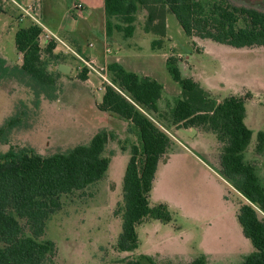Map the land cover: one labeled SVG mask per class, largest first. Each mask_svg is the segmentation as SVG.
Listing matches in <instances>:
<instances>
[{
    "label": "rangeland",
    "instance_id": "374dc122",
    "mask_svg": "<svg viewBox=\"0 0 264 264\" xmlns=\"http://www.w3.org/2000/svg\"><path fill=\"white\" fill-rule=\"evenodd\" d=\"M16 1L0 0V9H2L0 45L3 52L14 60V65L6 67L5 59L0 56V151L7 152L28 147L44 156H50L59 152H68L77 145L89 144L101 129H108L109 132L114 133V139L109 141L104 152V156L112 159L107 177L86 189L64 195L62 209L50 217L41 240L51 239L56 242L58 248L56 264H123V261L131 258L132 255L116 249L117 239L122 230V214L118 213V209L123 202L125 170L133 144L139 143L138 134L135 131L130 132L129 127L123 123L125 120L98 109V94L104 89V85L110 84L108 81L112 80L110 71L104 74L107 78L105 79L98 72L88 68L97 73V77L93 75L95 84L90 85L89 92L84 90L80 98H75L69 91L65 92L64 87L66 81L80 77L85 68L81 59L68 58L69 63L74 67V72L57 75L54 85L42 84L20 68L18 65L20 50H15L14 35L21 26L27 25L30 21L25 19L28 17L27 12L37 16V6L40 3L48 11L52 7V0ZM66 1L57 0L53 8L55 19L62 17L66 9L64 7ZM229 1L238 6L264 10V0ZM77 2L75 1L73 5L74 9ZM147 18L148 10L140 8L136 14L135 31L141 37L139 41L145 53L152 54L154 51H159L160 53H156L160 54V57L154 64L145 60L140 66L145 72H150L155 67L159 71L160 79L169 87L167 93L169 104H165L164 101L163 114L155 117L165 129L167 128L171 136L170 148L173 150L180 148L177 142L179 136L198 155L201 160L198 162L209 164L214 173L203 171L197 163L184 157L175 160L174 168L161 171L155 190L152 192L151 205L166 203L173 220L165 223L154 219L138 228L140 237L144 241L143 249L146 231L150 227L153 232H158L159 241L156 250L166 253L183 250L176 240H171L170 234L178 233L179 229L176 227L182 226L185 230L194 231L198 237L187 249L194 258L200 251L199 244L204 240L216 253L219 260L217 263L223 264L222 261L228 254L237 255L241 251L237 244L224 238L227 234H223V224L222 221L220 222L223 213L227 214L226 219L229 214L227 210H233L239 195L219 177L222 174L220 163L217 161L221 144L216 135L202 126L194 128L207 132L198 133L196 136L186 135L180 131V128L184 127L173 124L171 107L176 104L178 89L173 87L176 89L173 90L172 86H180L168 71L164 58L168 59L170 56L177 58L185 75L192 73L196 68L198 73L207 71L208 78L213 83L228 81L236 89H242L243 85L247 84L260 92L264 91V47L255 46L256 49L251 51L253 47L238 48L196 35H187L172 13H169V27L165 36L161 37L152 32L145 35ZM44 21L47 23L48 20L44 19ZM31 22L33 23L34 20L32 19ZM120 37L125 38L123 35ZM160 38H162L161 45L154 48L153 41ZM52 42H42L41 36L39 37L46 64H51L50 60L53 59L47 52ZM96 42L100 45L99 40ZM84 44L86 50L89 49L86 40ZM206 48L207 53H205ZM164 53H167L166 57L163 56ZM97 68L99 70V67ZM65 76H69V80H64ZM217 84L221 94H211L221 101L222 95L228 97L231 90L220 83ZM50 95L55 96L54 99H51ZM248 96L252 97L245 89L242 97ZM44 99L56 103L47 105L44 109L42 107ZM254 103L250 102L246 105L247 112L254 116V122H251V128L254 129L251 143L255 146L252 151H247L246 160L256 166L257 172H261L264 179V159L255 156V153L262 154L257 152V144L258 132L264 131V98L259 96L255 98ZM186 129L192 130V128ZM243 202L247 200L243 199ZM21 222L26 233L30 234L25 220ZM210 227L211 229L208 230Z\"/></svg>",
    "mask_w": 264,
    "mask_h": 264
},
{
    "label": "trees",
    "instance_id": "16d2710c",
    "mask_svg": "<svg viewBox=\"0 0 264 264\" xmlns=\"http://www.w3.org/2000/svg\"><path fill=\"white\" fill-rule=\"evenodd\" d=\"M140 8L148 10L145 30L161 37L166 35L167 14L172 13L187 35L238 48L264 47V10L238 6L229 0H105L108 34L115 27L125 37L132 36ZM114 20L120 23H113ZM42 31L37 24L17 31L16 45L24 55L20 68L40 83L54 85L61 72L50 71L43 60L39 44ZM161 43L162 38L152 44L157 48ZM54 47L52 42L47 52L51 53ZM167 68L182 90L172 109L173 124L184 128L202 126L216 135L221 144V174L247 200L239 208L238 219L256 250L241 264H264V184L256 166L245 156L253 136L245 122L249 96L232 95L219 101L198 81L184 77L174 56L167 59ZM108 69L112 84L105 85L98 107L128 121L130 132H137L139 137V143L132 146L123 179V202L118 209L122 231L116 243L120 252L134 251L139 246L137 226L144 220L173 219L167 204H150L159 161L172 141L167 128L155 117L163 84L118 62L111 63ZM88 71L84 68L82 80L87 79ZM114 137V133L101 130L89 144L50 156L28 147L0 151V264H56V242L41 240L47 222L62 209L64 195L86 189L106 177L111 159L104 152ZM257 152H264V131L258 133ZM145 260L158 264L145 256L127 258L123 264H146ZM188 264L206 262L201 257Z\"/></svg>",
    "mask_w": 264,
    "mask_h": 264
},
{
    "label": "crops",
    "instance_id": "0c3cea01",
    "mask_svg": "<svg viewBox=\"0 0 264 264\" xmlns=\"http://www.w3.org/2000/svg\"><path fill=\"white\" fill-rule=\"evenodd\" d=\"M13 1L17 2L16 0H13ZM75 1L83 3V9H76L75 8L76 9L75 10L73 7ZM56 2H57V0H52V7H51L52 9L50 8V10H48V11H46L45 8H43L41 3L38 4V6H37L38 13H36L37 16H33L30 12H27L28 17H26L25 19H28V20L30 19V21L28 22L27 25L21 26L20 28L28 27L32 24L39 25L36 22V19H38L41 22V24L44 26L43 27V26L39 25L42 27L43 31H45L44 29L46 27V28H48L54 32H57L58 34L61 35V37L64 39V41H66V43L74 51H76L82 58L90 61L95 67H106L107 70L103 72L105 75L107 74V72H109L108 66L111 63L118 62L130 71H134L140 75L151 76V77L157 79L158 81H160L163 84V87H164L163 91H162V96H161L160 100L158 101V112L155 113V115L161 116L163 114V110L165 109L164 108V101H165V104H169V98L167 96V93L169 92V87L165 83H163L162 79H160V77L158 75L159 71L155 67L153 68L152 71L145 72L141 69L142 66H140V64L145 60L147 62L154 64V62L157 59H159V57H160L159 56L160 54L156 53L159 51H154V53H152V54H146L145 50L142 49L143 45L139 41V39L141 37L137 34V31H134L132 36L125 37L123 31L117 30L115 27H113L112 32L110 34H108L107 16H106V12H105V0H67L65 5H64V7L66 9L63 12L62 17L59 19H55V17H54L55 12L53 11V8H55L54 5L56 4ZM32 19L34 20L33 23L31 22ZM44 19L48 20L47 23L44 21ZM166 22H167V27H169V13L167 14ZM114 23H120V22L117 20H114ZM50 24H52V25H50ZM43 31H42V34H43ZM16 33H15L14 37L16 36ZM148 33H150V32H147V33L145 32V35H147ZM166 33H167V30H166ZM120 35L121 36L123 35L125 38L121 39ZM85 40L87 41V45L89 48L87 50H89V51L86 50V47L84 44ZM97 40L100 41V45L96 44ZM14 47H15V50L18 49L15 40H14ZM256 47H259V46H256ZM256 47H253L250 50L253 51L254 49H256ZM18 52H19V56H20V59L18 61V65L21 67L23 65L24 55L21 51H18ZM205 53H207V48H206ZM166 54L167 53H164L163 56L166 57ZM48 55H50V56L52 55V58H53L52 61L50 60L51 64H48V69L50 71H56L57 69L59 70L60 64L66 63V64H69L71 66V70L69 73L74 72V67L72 64L69 63L68 58L74 57V60H75V58L78 59V57H76V55L72 51L68 50L66 47L55 43V47L52 49L51 53H48ZM148 55H149V57H148ZM190 55H193V54L190 53ZM0 56L3 57V59H5L6 67L14 65L13 58H10L5 52H3V48L1 47V45H0ZM164 60H165L166 65H167V58H164ZM179 66H180V69H181L182 74H183V68L181 67V65H179ZM84 67L87 68L85 65H84ZM69 73L61 72V75H65V74L67 75ZM71 75L72 74H70V76ZM93 75L95 77H97L96 76L97 73L95 74L94 72L89 70L88 75H87L88 77L86 80H82L79 77L78 79H75L72 81H66V83L64 82L65 83L64 91L65 92L69 91V93H72V95L75 98H80V95L83 92H85V91L89 92L90 85L93 86L95 84V82L93 81L95 79L93 77ZM183 76L184 77H191L195 81H198L204 89L208 90L213 95L214 94H221L218 90L219 85L217 83H220L222 86L228 88V90H231L229 96H232V95L242 96V95H244V90L247 89V91L251 93L252 97H250L246 100V105H248L250 102L254 103L255 98H257L259 96H262V98H264V91H260V92L256 91V89H254L252 86L247 85V84H244L242 89H236L234 87V85L228 81H221V82L216 81L215 83H213L208 78L209 76L207 74V71L206 72L202 71V72L198 73L196 68H194L192 73H190L188 75L183 74ZM66 79L69 80V76H65L64 80H66ZM179 86H180V84H179ZM173 87L178 89L177 96H176V99L178 100L180 98L181 92H182L181 86L180 87L172 86V88ZM174 88H173V90H176ZM105 90L106 89H105V85H104V89H102L100 91V93L98 94L99 95V99L97 102L98 105L103 100V97L105 95ZM222 96H223V99L226 98L224 95H222ZM59 98L61 100V93H60ZM55 103H56V101H46L44 99V100H42V107L45 109V107H47V105H53ZM171 108L173 109V106ZM101 111H103V110H101ZM104 112H109V113L119 117L117 114H115L113 112H110V111H104ZM111 114H108V115H111ZM119 118H121V117H119ZM253 118H254V116L252 117L247 112V107H246L245 122L250 128L252 126L251 122L252 121L254 122ZM121 119H123V118H121ZM123 123L126 124L127 127H129L128 121L125 120V122H123ZM191 128H194V127H191ZM101 130L109 131L108 129H101ZM196 130H197L196 133L191 135V136H196L198 133L202 134V133L207 132V131H202L198 128ZM252 130H253V134H254V129H252ZM261 131H263V130H261ZM186 135H188V134H186ZM177 138H178L177 142L180 144V148L176 149V150H173V148L168 149V152L159 161L158 169H157L156 176H155L154 183H153V189H152L151 195H150V204H151L152 192L155 190V185L158 181L159 174L161 173V171H163V169L167 170V169L174 168V162H175V160L177 161V158H179V157L188 158V159L194 161L195 163H197L199 168L202 169L203 171H205V172L208 171L211 174L214 173L213 169L210 167L209 164H206L205 162H200V163L198 162V161H201L200 158L190 147H188L184 143L182 138H180L179 136ZM254 148H255L254 144H252L250 142V144H249V146L245 152V156H246L248 150L252 151ZM255 156L256 157L260 156L264 159V153L263 152L261 155L255 153ZM111 162H112V159L110 161V164H111ZM217 162L220 163V156H218ZM109 168H110V165H109ZM109 168H108V171H109ZM219 168L221 169V163L219 164ZM108 171H107V175L109 174ZM261 174H262L261 172L258 173V175L260 176V178L264 184V179H263ZM107 175H106V177H107ZM219 177L225 183H228L231 187H233L234 190L239 195L238 196L239 199L237 200L236 205H234L233 210H227L228 211L227 213H229V214H228V217L226 219H225V216L227 214L223 213V215L221 217L222 219L220 220V222L222 221V224H223V228H222L224 230L223 234H227L224 236V238L228 239L232 243L237 244V246L240 247V249H241V251L238 252L237 255L228 254V256L225 257L222 262H223V264L224 263L225 264H240V261L242 263L246 256H248L249 254H251L252 252H254L256 250L252 241L248 237H246V235L244 234L243 227H242V225L238 219L239 208L243 202V199H245V197L229 181H227L223 176L219 175ZM153 206H155V205H153ZM152 220H154V218H151L150 220H147V219L144 220L140 225L137 226V231H138V228L140 229L144 224H146L147 222H152ZM155 220H160V219H155ZM170 222H165V223H170ZM176 228L179 229V232L174 234V235H172V233H170L172 236L171 240H176V242L181 246V248H183V250H181V251H177L174 253H166V252H160V251L156 250L155 248L157 247V244L159 241L158 232L157 231L153 232L151 230V228L149 227L147 229L146 235H145V247H144V249H143L144 241H142L140 234L138 232V236H139L138 248L135 249L134 251H124L122 253H129V255H132L131 258H134V257L135 258H141V257L145 256L146 258H150L153 262L158 263V264H166V263L188 264V263L192 262L193 260H195L197 258H201V257L204 258L206 264H220V263H217L219 260H218L217 256L215 255L216 253L214 252V250L212 248H209L207 246V244L204 240L199 244L198 247L200 248V251L196 254V257L194 258L190 254V252H188L187 249L190 247V245L192 243L196 242V237H197L196 233L194 231L185 230V229H183L182 226H177ZM210 229H211V227L208 228V230H210ZM253 248H254V250H253ZM146 262H149L150 264H152L150 261L145 260V263Z\"/></svg>",
    "mask_w": 264,
    "mask_h": 264
},
{
    "label": "built area",
    "instance_id": "2783aa9c",
    "mask_svg": "<svg viewBox=\"0 0 264 264\" xmlns=\"http://www.w3.org/2000/svg\"><path fill=\"white\" fill-rule=\"evenodd\" d=\"M75 8L76 9H83V3H81V2H77L76 4H75ZM36 22L39 24V25H41V26H43L42 24H41V22L38 20V19H36ZM44 27V26H43ZM45 31H43V34H41V41L43 42V41H46V42H52V41H54L55 43H57V44H59V45H62V46H64V47H66L68 50H70V51H72L75 55H76V57H78L79 59H81L83 62H84V65L87 67V68H89V69H93L94 71H96V72H98L102 77H104L105 79H107L106 78V76L104 75V71H106L107 70V68L106 67H99V70H98V68L97 67H95L90 61H88V60H86V59H84V58H82L76 51H74L67 43H66V41H64V39L61 37V36H59V34L57 33V32H54V31H52V30H50V29H48V28H46L45 27V29H44ZM45 37V38H44ZM53 42V43H54ZM42 46V45H41ZM110 84H112V82L111 81H108Z\"/></svg>",
    "mask_w": 264,
    "mask_h": 264
},
{
    "label": "water",
    "instance_id": "95a60500",
    "mask_svg": "<svg viewBox=\"0 0 264 264\" xmlns=\"http://www.w3.org/2000/svg\"><path fill=\"white\" fill-rule=\"evenodd\" d=\"M59 70L63 73H69L71 70V66L69 64L66 63H62L59 66ZM180 130L188 135H193L194 133H196V128H192V130L186 129V128H180Z\"/></svg>",
    "mask_w": 264,
    "mask_h": 264
}]
</instances>
